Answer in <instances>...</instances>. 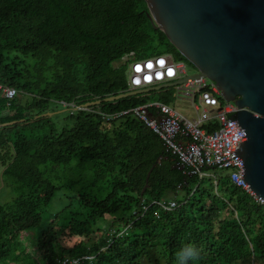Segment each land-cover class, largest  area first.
<instances>
[{
	"label": "trees",
	"instance_id": "obj_1",
	"mask_svg": "<svg viewBox=\"0 0 264 264\" xmlns=\"http://www.w3.org/2000/svg\"><path fill=\"white\" fill-rule=\"evenodd\" d=\"M131 52L190 65L153 26L144 0H0V86L16 91L12 100L0 94V125L16 121L0 127L1 180L12 195L0 203V264L82 256L92 257L83 264H264V205L236 188L228 170L204 168L215 179L188 176L143 124H107L96 113L149 101L172 106L174 88L74 109L73 125L59 131L42 116L50 104L81 108L126 93L121 62ZM74 160L96 191L79 194L78 210L68 204L39 229L59 190L58 168ZM169 200L171 211L157 205ZM118 212L130 214L113 220L123 229L84 241ZM36 228L31 256L21 236ZM72 237L81 241L62 246Z\"/></svg>",
	"mask_w": 264,
	"mask_h": 264
},
{
	"label": "water",
	"instance_id": "obj_2",
	"mask_svg": "<svg viewBox=\"0 0 264 264\" xmlns=\"http://www.w3.org/2000/svg\"><path fill=\"white\" fill-rule=\"evenodd\" d=\"M144 2L153 26L198 74L96 100L83 107L158 92L199 77L211 80L223 101L233 102L238 108L228 120L236 121V128L243 129L240 133L245 134L242 137L245 141L233 153L243 165L244 185L248 184L255 197L264 203V0ZM149 175L150 172L146 181Z\"/></svg>",
	"mask_w": 264,
	"mask_h": 264
},
{
	"label": "built area",
	"instance_id": "obj_3",
	"mask_svg": "<svg viewBox=\"0 0 264 264\" xmlns=\"http://www.w3.org/2000/svg\"><path fill=\"white\" fill-rule=\"evenodd\" d=\"M121 63L127 68L128 91L173 82L187 76L184 64L175 62L169 55L140 60L131 52L123 57ZM174 88L177 98L183 96L193 108L195 115L192 119H187L173 107L159 102H148L115 113H96L107 124H118L128 118L140 122L157 135L166 152L176 158L181 168L187 169L188 176H198L200 179L209 176L215 179L204 168L228 170L230 180L236 188L252 196L258 204H263L253 195L248 184L244 185L243 165L233 153L245 141L242 138L245 134L240 133L243 129L236 128V121L228 120V116L236 113L238 108L233 102L223 101L217 86L204 77L188 80ZM0 94L5 99L12 100L16 91L0 86ZM60 104L66 106L63 102ZM211 125L217 128L210 130ZM157 205L163 211H171L176 207L173 200ZM91 260L92 257L88 256L67 257L59 260L58 264H83L84 261Z\"/></svg>",
	"mask_w": 264,
	"mask_h": 264
},
{
	"label": "rangeland",
	"instance_id": "obj_4",
	"mask_svg": "<svg viewBox=\"0 0 264 264\" xmlns=\"http://www.w3.org/2000/svg\"><path fill=\"white\" fill-rule=\"evenodd\" d=\"M114 65H119V62L114 63ZM184 66L187 76L196 73V70L192 66L188 64H184ZM172 106L176 112L186 117L187 119H192L195 115L193 108L183 96H179V98H176ZM74 112L75 110L71 107L66 108L62 104H50L48 106V110L43 113L42 116L47 115L46 117L49 118L52 123H54L56 129L59 131L62 128H70L73 125V119H71L69 115ZM42 169L43 167H40V170ZM58 170H60L61 179L59 181H56L55 184L57 185V187H59V190L57 191L56 196L53 198L50 205L43 213L42 225L39 229L43 228L46 220H48L50 216L61 211L68 204L72 203V206H74L72 210H78L75 204L76 196L84 192L87 193L96 191V188L91 187L92 177L90 173H84L83 171H81L78 167L77 160L72 161L68 168L63 167L62 170L61 168H58ZM1 172L2 167L0 166V203L4 204L11 201L12 195L9 191V188L1 180ZM216 172L218 173L217 170ZM209 174H212L211 171H209ZM129 216L130 214L126 212H118L113 215L105 216L104 218L98 220L95 226H93L94 229H100V231L95 232L94 235L91 236L89 242L88 240H83L87 243H91L97 241L100 237H104V235L110 237L113 234L114 230H116L117 228L123 229L120 221L113 223V220L120 217L127 218ZM39 229L36 228L33 231L23 233L21 236V239L23 241V250L25 251V253H28L31 256H35V237H37ZM79 241L81 240L75 237L69 239L61 238V244L65 247H72Z\"/></svg>",
	"mask_w": 264,
	"mask_h": 264
},
{
	"label": "clouds",
	"instance_id": "obj_5",
	"mask_svg": "<svg viewBox=\"0 0 264 264\" xmlns=\"http://www.w3.org/2000/svg\"><path fill=\"white\" fill-rule=\"evenodd\" d=\"M160 56H163V55H160ZM170 56V55H169ZM155 57H158V56H155ZM151 58V57H150ZM172 58V57H171ZM137 59V58H136ZM148 59V58H147ZM140 60H142V59H140ZM180 63H182V62H180ZM196 74H198V72L196 71V73L195 74H193V75H196ZM190 76H192V75H190ZM127 77V76H126ZM186 77H189V76H186ZM186 77H184V78H186ZM205 78V77H204ZM180 80V79H179ZM177 81V80H176ZM211 81V80H210ZM174 82V81H173ZM169 83H171V82H169ZM187 83V82H186ZM164 84H166V83H164ZM183 84H185V83H183ZM127 85H128V83H127ZM159 85H161V84H159ZM182 85V84H181ZM156 86H158V85H156ZM180 86V85H179ZM150 87H155V86H150ZM146 88H148V87H146ZM174 88V87H173ZM218 88V87H217ZM143 89H145V88H143ZM170 89V88H169ZM175 89V88H174ZM128 90H129V86H128ZM138 90H141V89H138ZM162 90H164V89H162ZM135 91V90H134ZM127 92H130V91H127ZM175 93H176V91H175ZM149 94V93H148ZM144 95V94H143ZM221 95V94H220ZM177 97V96H176ZM222 98V97H221ZM149 102H155V101H149ZM61 103V102H60ZM147 104V103H146ZM142 106V105H141ZM66 108H70L71 106H65ZM71 108H73V109H88V108H84V107H71ZM254 195V194H253ZM255 196V195H254ZM252 197V196H251ZM258 199V198H257ZM261 201V200H260ZM256 202V201H255ZM257 203V202H256ZM262 205H264V203L262 204ZM115 231V230H114ZM114 233V232H113Z\"/></svg>",
	"mask_w": 264,
	"mask_h": 264
},
{
	"label": "crops",
	"instance_id": "obj_6",
	"mask_svg": "<svg viewBox=\"0 0 264 264\" xmlns=\"http://www.w3.org/2000/svg\"><path fill=\"white\" fill-rule=\"evenodd\" d=\"M175 95H176V93H175ZM176 97V96H175ZM177 98V97H176ZM171 107H173V106H171ZM113 227V226H112Z\"/></svg>",
	"mask_w": 264,
	"mask_h": 264
}]
</instances>
